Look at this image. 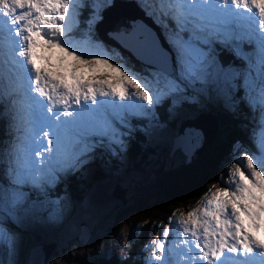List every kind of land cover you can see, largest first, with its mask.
<instances>
[{"label": "snow or ice", "instance_id": "6c2138e0", "mask_svg": "<svg viewBox=\"0 0 264 264\" xmlns=\"http://www.w3.org/2000/svg\"><path fill=\"white\" fill-rule=\"evenodd\" d=\"M107 2L0 0V81L6 32L11 46L9 72L16 74L26 104L22 111L13 101L0 116L9 119L10 128L26 120L30 129L26 156L15 142L3 153L8 168L7 179L0 184V246L15 254L17 238L7 225L28 211L33 192L46 196L47 189L55 188L64 175L81 170L97 150L112 155L126 151L127 138L134 131L131 118L155 119V110L164 100L199 102V96L214 89L229 109L242 102L259 113L258 130L250 133L253 143L260 137L258 151L236 142L231 168L221 173L225 187L212 192L206 204L198 201L178 221L184 225L182 230H174L169 217L145 264H226L229 260L251 264L256 257L258 264H264V239L257 235L264 230V35L256 34L264 33V0L142 3L166 34L164 43L158 36L141 42L134 54L140 68L123 59L117 62L103 51L85 55L71 43L69 34L73 21L79 23L80 9L92 7L95 18L97 7ZM241 8L244 12L238 11ZM244 13L253 21L259 17L256 31L224 27ZM254 41L257 47L245 51L242 44ZM216 44L245 66L225 64ZM189 91L193 94L186 95ZM4 98L0 83V102ZM105 106L114 110L111 117L97 119L95 114ZM174 232L178 245L182 239L175 259L167 244Z\"/></svg>", "mask_w": 264, "mask_h": 264}, {"label": "rangeland", "instance_id": "374dc122", "mask_svg": "<svg viewBox=\"0 0 264 264\" xmlns=\"http://www.w3.org/2000/svg\"><path fill=\"white\" fill-rule=\"evenodd\" d=\"M101 1L104 3V0ZM119 1L120 2L115 1L112 7H107L113 3L112 0H108L104 6L105 8L103 7L100 10V14L105 17L107 12L110 19L112 16L117 25H120L121 22L127 24L129 21L132 26H128L131 33L137 30V27H133L131 21H136V25L144 33H140V37L147 40L146 35H149L152 39L158 36L160 43H164V36L166 33L163 31L160 21L154 18L151 12L147 11L145 7L142 6V3L149 4L151 0H131V2H128V0ZM238 11L244 12L242 8ZM124 12L126 14H123ZM121 14L124 15L122 16L124 21L120 20L117 16ZM249 15L248 13H244V16H241V18L238 17L236 21L224 25V27L234 28L237 31H256L259 28V17L256 16L253 21L248 19ZM97 21L98 19L94 23ZM103 21L104 18L96 24L95 29L101 30L104 28L102 25ZM76 26L77 24L73 21V29ZM95 29L92 28V31L96 32ZM103 30L107 32V34H110L111 28ZM86 31L88 30L82 29L81 35ZM98 34L96 32L95 41H93L94 38L91 39L88 36L85 37V35L84 37H77L75 39L72 38L70 34L69 35L72 38L71 43L73 46L85 55L96 51H103L107 52L108 55L112 56L117 62H121L123 58L120 52L111 46L114 45L124 53L128 51L132 55L134 61L138 62L134 55L137 53L138 49L136 51H133L131 48L128 49L123 44L125 41L124 39L121 37L111 39L105 36L107 37L105 38L108 40L107 42L111 44L109 45L101 39L104 37L103 34ZM256 34L264 35V33L258 31ZM130 37L131 36H127L125 39L129 41ZM145 40H142V42ZM132 41H136V39H132ZM242 46L245 51L251 52L254 47H257V44L255 41L252 44L244 42ZM165 47H167V44H165ZM215 47L221 50V54L226 52L222 50L223 46L220 44H216ZM4 59L8 61L5 55ZM125 61L123 60V62ZM228 61H231L236 68H243L245 66L244 61L235 58L233 55H230ZM169 71H171V66H169ZM8 75L11 76V81H15L16 78L12 73ZM2 80L5 82L4 85H7L10 90L9 80L7 81L5 74ZM0 83H2V81H0ZM4 85L2 83L5 98L3 102H0V113L5 112L6 108L10 107L13 101H16L14 97L23 90L18 81L14 92L8 95ZM192 94L191 91L186 93V95ZM237 95H240V93H237ZM101 98V100H110L108 97ZM136 102L143 103L142 101ZM116 103H120V101H116ZM124 103H127V101ZM239 104H241L242 109H240V105L236 110L229 109L216 95L215 90L212 89L208 94L199 96V102L185 100L178 104H173L171 99L164 100L155 110V119L131 118L134 131L132 135L127 138L128 144L126 151L119 155H112L108 151L97 150L94 154V158L81 170L64 175L55 188L47 189L46 196L38 192L32 193L29 204L27 205L28 211L26 213H21L20 219L15 224L10 222L7 225V227L12 229L17 238L16 252L14 255L10 254L4 247L0 246V264H25L28 260L29 249L40 242L54 243L52 253L43 264H85L86 262H93L99 258H103L104 260L114 258L118 264H145V261L151 257V251L155 249L153 241L158 237L162 238L163 228L168 224L169 217L172 219L174 230L176 228L182 230L184 225L178 224V221H180L188 211L195 208L198 201L201 204H206L207 200L211 198L212 192L225 187L224 184L220 183L221 173H227L231 168L233 162V145L236 142H240L243 148L251 151H258L260 137L257 136L256 143H253L250 139V133L254 129L258 130L259 113L257 112L254 114L242 102ZM17 105L21 110L24 108V111H26L23 95H21V99ZM158 108L160 115L166 112V120L159 119ZM113 111L111 107L105 106L95 115L97 119L103 120L105 116L111 117ZM231 111H233V116L228 114ZM222 115L225 117L230 116V122L221 120L223 119ZM218 116H220L221 119H217ZM25 121L26 120H22V122L13 129L9 127V119L0 116V184L4 183L7 179L6 170L8 168V163L7 159L3 157L5 149L15 142L22 146L23 154L25 156L27 155L30 145V133H27L29 128ZM22 126L28 129L22 131ZM183 126H185V128L183 132L180 133V129ZM239 127L241 130L243 127L244 130L241 132L238 131ZM222 129H224L226 134L228 132L227 144L225 148L222 147L223 154L227 155V159L219 155L218 164L211 168L213 174L211 179L202 184L195 195L183 201L172 202L170 204V209L165 208L160 212L161 217L147 218L143 213L147 212L148 209L142 208L141 206L131 208V210L126 212L124 207L120 209L116 207L103 213V210L100 211L98 209L100 206L99 204H101L100 207H106L105 204H108L109 201H107L104 196H109L114 191L115 193L110 198L111 200L118 203L123 201L124 198L126 205L132 204V195L137 187L152 182L156 173H154L153 170H158V168L162 167V169H165L170 166L182 165L185 163V160L191 161L193 155H197L196 153H198V151L205 150L204 142L206 141L205 143H209L214 140L216 135L221 134ZM144 136L146 137L148 147H146L147 145L142 146L140 142V139ZM201 136H205L204 139ZM207 136L212 138L208 139ZM199 138L203 139L201 142L203 145L200 148L197 146L199 149H195V152L192 147L188 151L182 149L183 143L191 145ZM133 143L138 148L142 147V150L146 149L147 153H149L148 151L151 152L146 159L142 161L141 153L133 155L132 151H128ZM173 144L174 147H176L172 149ZM95 172H97V174H102L106 179L99 176L102 179L94 180L93 174H95ZM70 177L75 179L77 184L80 182L79 187L71 185L69 188V186L67 187L65 185L67 183L69 185L72 184V182H70ZM201 179H203V177ZM202 181H204V179ZM89 182H91V185L88 187L87 184ZM89 189L91 190L90 195H88ZM209 190H211V192H209ZM140 191L141 190L136 193V196ZM82 193H84V196L81 200ZM121 197L122 200L120 199ZM154 203L155 202L149 203V205L152 206ZM155 211L156 208L149 210V214ZM172 213H175V216H172ZM145 222L148 227L147 231L141 239H138L144 228L143 225H145ZM81 224L86 229L92 228L85 243L81 242L83 238L79 240L76 239V236L82 231L80 229ZM148 230H154V232L151 233L150 231L149 233ZM85 231H83L82 237H85ZM257 235L259 238L264 239V230L257 233ZM187 238L192 240L190 234H188ZM140 240L141 243L134 252V245L132 242L136 245V242ZM167 244L173 252V259H175V253L182 250V239L178 245L177 237L174 232L173 235L168 238ZM146 246L150 247L145 250ZM153 264H159V262L153 261Z\"/></svg>", "mask_w": 264, "mask_h": 264}, {"label": "trees", "instance_id": "16d2710c", "mask_svg": "<svg viewBox=\"0 0 264 264\" xmlns=\"http://www.w3.org/2000/svg\"><path fill=\"white\" fill-rule=\"evenodd\" d=\"M85 3L91 5L92 4V0H85ZM101 4H103V2L101 1ZM103 8L98 6L97 7V11H98V16L93 18L92 16V7H86V8H82L80 9V15L78 17L79 19V23L78 25L73 29V31L70 33V35L72 36V38H77V37H85L88 36L89 38H94L93 41H95L96 39V32L104 33L103 29H108L111 26V23L113 22V17H111L110 22H108V19L103 21V26L104 28H102L101 30H97L95 29L96 24L99 23V21H97L96 23H94L97 18L100 15V10ZM101 19L105 17L103 15H101ZM95 24V25H93ZM106 25L107 28H106ZM113 26V24H112ZM92 28L96 30V32L92 31ZM88 30L86 31L83 35H81V30ZM90 33V34H89ZM111 36L110 34H107ZM99 37V34H98ZM121 38H124L123 36H120ZM105 38V37H103ZM105 42H107L108 40L106 39H102ZM126 41H124V44ZM108 43V42H107ZM109 44V43H108ZM111 45V44H109ZM112 47L116 48L120 54L121 57L123 58V60L129 64L135 65L136 67H140L141 65L134 61V59L132 58L131 55H129L128 53H124L122 51H120L117 47H115L114 45H111ZM128 56V57H127ZM230 57L229 53L227 52H223L220 55V59L224 62V63H228V58ZM240 105V109H242L241 104H238V107ZM236 107L235 110L238 108ZM229 115L231 114V116H233V111L228 113ZM221 115V114H220ZM158 117L160 120H166L167 116H166V112L163 113V115L159 114V108H158ZM223 119H221L220 116L217 117V119H221L225 122H230L229 118L231 119L230 116H223ZM158 119V118H157ZM243 127L242 130L240 129V127L238 128V131H243ZM228 134V132H227ZM224 132V129L221 130V134L216 135V139L212 140L211 142H209L207 145H205V150L201 151L199 154L200 155H194L191 158V161H188L185 163H183L182 165H177V166H170L167 167L165 169L162 168H158V170H153V172L155 173L152 182L149 184L147 183L146 185H140L137 187L136 191L134 192V194L132 195V204L130 205H121L118 207V209L124 207L125 212L131 210V208H137L139 206H141L142 208H147V212H144L143 215L146 216L147 218H159L161 217V211L164 210L165 208L170 209V204L172 202H179V201H183L185 199H187L188 197H191L193 195L196 194V192L200 189L201 185L206 183L207 181H209L211 179V177L213 176L212 174V169L215 165L218 164V159H219V155H222L224 157V159H227V155L223 154L222 149L225 148V145L227 144L226 142L227 140V135ZM140 142L143 145H147V140L146 137H142L140 139ZM213 142V143H212ZM145 143V144H144ZM208 146V147H207ZM134 147V148H133ZM148 147V145L146 146ZM223 147V148H222ZM129 152H133V155H136L138 153H141V158L142 161L144 159H146L148 157V154H150L151 152L148 151L149 153H147V150L144 149L142 150V147H137L136 145H133L131 147H129L128 149ZM157 164V163H156ZM162 166V165H161ZM99 176L103 177V179H106L102 174H97V172H95V174H93V179L94 180H100L102 178H100ZM203 177L204 181H202L203 179H201ZM72 184H65L67 187L71 185H75L78 186L80 185L77 184V181L75 179H73L72 177H70ZM77 184V185H76ZM91 185V182H89L87 184V186L89 187ZM68 188V191H69ZM140 193L137 194L136 193L139 191ZM85 193V192H84ZM84 193H82L81 196V200L83 199ZM155 202L154 205H149V203ZM156 208V211L153 212L152 214H149V210H152ZM123 210V211H124ZM124 212V213H125ZM160 213V214H159ZM123 214V213H122ZM144 228L141 232V235L138 239H141L142 236L145 234V232L147 231V224L145 222V225H143ZM151 233L154 232V230H150ZM150 231L148 230V232L150 233ZM134 245V252L135 250H137V248L139 247V244L141 243V240L138 242H136L137 244L135 245L134 242H132ZM85 264H118L117 261L114 258H108L107 260H104L103 258H99L93 262H86Z\"/></svg>", "mask_w": 264, "mask_h": 264}, {"label": "bare ground", "instance_id": "6f19581e", "mask_svg": "<svg viewBox=\"0 0 264 264\" xmlns=\"http://www.w3.org/2000/svg\"><path fill=\"white\" fill-rule=\"evenodd\" d=\"M236 9H234V11H235ZM123 14H126L125 12L123 13ZM118 17H119V19L120 20H123V17L122 16H124V15H117ZM242 16H244V15H242ZM112 17V16H111ZM241 18V17H240ZM106 19H108V22H110V16H108V13L106 12V16H105V19L104 20H106ZM124 21V20H123ZM132 22V25H133V27H137V30L136 31H133L132 33H131V30L129 29V27L128 26H131V24H130V22L128 21V23L127 24H123L122 22H121V24L120 25H117L115 22H114V20H113V22L111 23V26L109 27V28H111V30H110V33H111V36H109V35H106V33L107 32H105L104 31V33L103 32H101L102 34H103V36L105 37V36H107L108 38H111V39H114V38H116V37H120V36H123L124 38H122V39H124L126 42V44H124V42H123V44L129 49V48H131L133 51H136L138 48H139V46H140V44H141V42H142V40H145V39H143V37H140V33L141 34H144L143 33V31H141L140 30V28L136 25V21H131ZM112 24H113V26H112ZM108 25H106V27H107ZM132 27V26H131ZM124 30V31H123ZM127 36H131L130 38H129V41H127V39H125V37L127 38ZM107 37H105V38H107ZM105 38H101V39H105ZM146 38L147 39H152L149 35L147 36L146 35ZM132 39H136V41H132ZM6 40H7V42H9V39H8V37L6 38ZM10 45L9 46H5V49H4V55L6 56V58H7V60L9 61V53H10ZM126 53H128L129 55H131L128 51H125ZM132 56V55H131ZM15 59L17 60V57H15ZM15 89V86H12V90H14ZM21 95H23L24 96V93L22 92V94L20 93L17 97H15L14 99L17 101V103L20 101V99H21ZM101 98V97H100ZM99 97H98V99H100ZM102 99V98H101ZM13 101V100H12ZM17 107H18V105H17ZM19 108V107H18ZM22 111H24V108H23V110ZM22 122V121H21ZM26 122V121H25ZM186 125V124H185ZM213 126V125H212ZM23 128H21V130L23 131H25L26 129H28L27 127H24V126H22ZM184 128H185V126H183L181 129H180V133L181 132H183V130H184ZM20 130V131H21ZM30 133V129H28L27 130V133ZM218 133V132H217ZM212 135V134H211ZM203 139H204V137L205 136H201ZM208 137V139H210V138H212V137H210L209 138V136H207ZM202 138H199L196 142H194V143H192L191 145H187V143H183V145H182V149L184 150V151H188L191 147L194 149V152L196 151L195 149H199L203 144L201 143L202 141H203V139ZM216 139V138H215ZM206 142V141H205ZM205 142H204V144H205ZM201 143V144H200ZM213 143V142H212ZM179 145H181V144H179ZM45 146H46V142H45ZM197 146H199V148H197ZM208 147V146H207ZM185 153V152H184ZM187 154V153H186ZM185 154V155H186ZM200 155V154H199ZM194 156V155H193ZM94 191V190H93ZM114 193H115V191L114 192H112V194L111 195H109V196H104V198L107 200V201H109V203L108 204H105L106 205V207H100L101 206V204H99L100 206L98 207V209L101 211V210H103L104 212L105 211H107L108 210V208L111 206H113V205H115V204H117L114 200H111L110 198L114 195ZM91 194V190L88 192V195H90ZM121 200H122V197L120 198ZM103 200V199H102ZM259 261V260H258ZM257 264H258V262H257Z\"/></svg>", "mask_w": 264, "mask_h": 264}, {"label": "water", "instance_id": "95a60500", "mask_svg": "<svg viewBox=\"0 0 264 264\" xmlns=\"http://www.w3.org/2000/svg\"><path fill=\"white\" fill-rule=\"evenodd\" d=\"M115 4V3H114ZM155 28V27H154ZM156 30V28H155ZM208 143V142H207ZM205 143V145L207 144ZM176 147V146H175ZM174 144L172 145V149L175 148ZM201 152V151H200ZM198 151V153H200ZM196 153V154H198ZM186 162H188V160H185ZM91 188V187H90ZM90 190V189H89ZM125 203V200L123 198V201L118 202L117 204L113 205L112 207L110 206L108 208L107 211L112 210L113 208L119 207L121 205H123ZM105 211V212H107ZM104 211H102L103 213ZM99 216V215H98ZM80 229L82 230L80 234H78L76 236V239L79 240L80 238H83V240H81L82 243H85L86 240L88 239L89 233L91 231V229H86L82 224L80 225ZM86 230V231H85ZM83 231L86 232L85 237H82V233ZM54 248V243H44V242H40L37 245L33 246L32 248L29 249L28 252V260L25 264H43L49 257V255L52 253Z\"/></svg>", "mask_w": 264, "mask_h": 264}]
</instances>
